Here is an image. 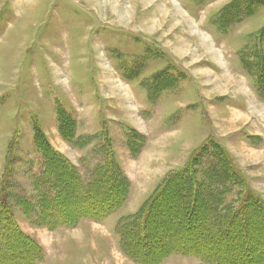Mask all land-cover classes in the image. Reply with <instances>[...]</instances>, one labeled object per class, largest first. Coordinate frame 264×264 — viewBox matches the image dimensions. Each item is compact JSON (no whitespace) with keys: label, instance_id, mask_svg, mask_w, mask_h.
<instances>
[{"label":"rangeland","instance_id":"1","mask_svg":"<svg viewBox=\"0 0 264 264\" xmlns=\"http://www.w3.org/2000/svg\"><path fill=\"white\" fill-rule=\"evenodd\" d=\"M43 141L85 182L112 159L122 205L101 223L48 229L37 184ZM206 141L264 202V0H0V195L4 188L18 230L41 248L39 264H135L116 229ZM213 144L193 161L201 182ZM190 229V238L205 233L190 247L248 264L238 261L242 232L230 248L225 234ZM263 230L249 241L257 257ZM16 241L0 255L17 252ZM163 264L206 263L173 255Z\"/></svg>","mask_w":264,"mask_h":264},{"label":"trees","instance_id":"2","mask_svg":"<svg viewBox=\"0 0 264 264\" xmlns=\"http://www.w3.org/2000/svg\"><path fill=\"white\" fill-rule=\"evenodd\" d=\"M208 143L206 141L203 147L198 148L179 172L164 179L136 216L124 220L116 229L121 251L135 264H163L173 255L195 257L206 264L237 263V259L228 262L225 257L218 258L212 254L211 247L204 246L199 250L190 247L192 241L205 238L203 232L198 237L194 235V238H190L192 226L212 229L213 237L225 234V243L230 248L235 246V239L242 232L244 240L239 246L236 245L240 252L238 261L264 264V255L257 257L248 251L249 241L264 229V202L252 192L226 151L216 144L215 147L212 141ZM212 144L218 151L213 148V161L208 164V170L204 172V182H201L196 178L193 161L197 153L205 152L207 145ZM41 147L47 151V161L37 180L38 188L42 189L39 196V215L48 229L58 226L70 228L83 219L101 223L125 201L127 192L120 187L122 183L114 180L115 166L111 163L112 159L104 163V167L96 169L94 176L85 182L44 141ZM201 183L206 184L202 195L198 192V185ZM107 189L109 191H105ZM110 190L113 192L110 193ZM233 191H236V197L226 203L225 196ZM108 193L111 196H107ZM7 198L3 188L0 195V239L4 238V243L0 244V251L7 250L9 244L17 240L14 246L17 252L1 254L0 264H39L42 259L41 248L18 230L7 208ZM203 198L208 199L211 205L200 203ZM80 202L84 203L82 208L79 206ZM200 204L203 205L202 211L196 210ZM69 206H75V209L68 211ZM162 209H166L168 217L154 225L156 215ZM257 217L259 220H255ZM201 220L204 222L200 223ZM160 226L171 235L162 239ZM186 226L188 230L177 231L178 228ZM10 233L15 237H11ZM160 238L162 243L159 249H153ZM240 246L243 247L242 250Z\"/></svg>","mask_w":264,"mask_h":264},{"label":"crops","instance_id":"3","mask_svg":"<svg viewBox=\"0 0 264 264\" xmlns=\"http://www.w3.org/2000/svg\"><path fill=\"white\" fill-rule=\"evenodd\" d=\"M126 263H131L130 261H128V260H124L123 261V264H126ZM132 264V263H131Z\"/></svg>","mask_w":264,"mask_h":264},{"label":"bare ground","instance_id":"4","mask_svg":"<svg viewBox=\"0 0 264 264\" xmlns=\"http://www.w3.org/2000/svg\"><path fill=\"white\" fill-rule=\"evenodd\" d=\"M118 192V191H117ZM108 199V198H107ZM116 202V201H115ZM261 224H263V223H261ZM261 226V225H260ZM159 238V237H158ZM236 248V247H235ZM223 257V256H222Z\"/></svg>","mask_w":264,"mask_h":264}]
</instances>
